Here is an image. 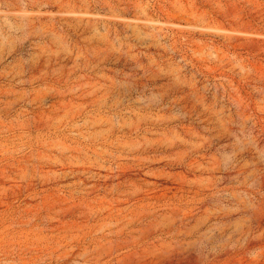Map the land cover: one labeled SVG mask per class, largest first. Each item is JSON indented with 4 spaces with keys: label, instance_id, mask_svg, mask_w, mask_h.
<instances>
[{
    "label": "rangeland",
    "instance_id": "obj_1",
    "mask_svg": "<svg viewBox=\"0 0 264 264\" xmlns=\"http://www.w3.org/2000/svg\"><path fill=\"white\" fill-rule=\"evenodd\" d=\"M0 264H264V0H0Z\"/></svg>",
    "mask_w": 264,
    "mask_h": 264
}]
</instances>
